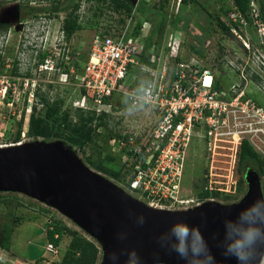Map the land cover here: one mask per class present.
<instances>
[{
    "label": "rangeland",
    "instance_id": "rangeland-1",
    "mask_svg": "<svg viewBox=\"0 0 264 264\" xmlns=\"http://www.w3.org/2000/svg\"><path fill=\"white\" fill-rule=\"evenodd\" d=\"M2 1L3 3L0 4V30L5 28L3 33H0V88H12L15 94L9 102H3L0 97V148L16 144L14 142L19 123L22 125L20 136L22 145L36 141L44 142L42 138H29L27 135L28 119L33 111L32 105L36 103L35 98L38 99L35 95L33 98L29 96L30 101L28 102L27 98L26 103H24L23 94L30 86L26 89H22V87L27 82L31 83V80L37 82L39 87L37 86L36 89L39 90L40 95H47L50 100H63V110L69 106L72 108L77 107L76 100L80 97V89L74 83V75L69 77L67 82H64L62 81L64 78L57 74L47 72L41 75V73H38V65L41 61L40 54L44 53L40 50L45 49L44 41L47 40L55 56H57V53L59 55L63 53L65 59L66 53L69 63L76 62L78 67L82 68L85 65L93 39L96 36L105 34L107 29L109 33L114 34L127 28L130 37L139 38L140 42L146 38L144 41L145 46L152 47L156 52L163 49L167 51L171 46L185 53H190L192 46H196L201 50H209L208 62L211 63L215 59L209 66L213 68L214 65L222 64V67L227 70L221 81L224 90L240 81L239 76L230 70L224 59L235 63V58L240 57L241 60L247 62V68L251 66L258 72V79H253L246 91L264 107V67L262 66L264 64V51L262 49L264 39H260L254 26L248 27L247 33L251 37L246 34L255 42L259 59L248 58L244 56L243 49L242 47L240 49L237 40H233L231 37L223 39L215 23V14H219L220 10L223 9L226 13L229 12L232 7L231 0H133L135 2L132 7L125 5L126 8H130V14L122 10L118 12L111 11L109 8L110 0H107V2L99 0H61L60 6H58L60 8L67 6L68 10L73 5L79 4L78 21L84 28L74 33L70 41L64 42L59 40L61 39L60 36H63L61 23L67 12L55 11L49 13L48 11H42L44 8L56 7L45 1L29 0L26 5L27 0ZM34 11L37 12L36 17L33 16ZM47 14H50V17ZM226 16H223V18ZM138 25L141 26L140 33L135 34L134 29ZM35 34L42 35V40H40L41 38L35 39ZM149 35L150 39L148 40ZM207 40L210 41L209 45H204L203 49L202 42ZM177 44L179 45L176 47ZM256 50L254 51L256 52ZM76 52H78V55ZM13 72H16V75ZM213 72L216 74L217 71L213 69ZM117 101L118 97H115L113 102ZM7 103L12 105L8 106ZM39 109L40 106L36 105L35 114L38 113ZM101 110H108V117L105 121L107 126H102L97 130L92 143L86 145L82 150H79L67 140L63 143L91 170H94L91 163L96 164L99 162L119 170L118 158L114 159L119 154L112 151L109 137L112 134H133L135 138L137 137L142 142H145V140L148 142L156 119H154L153 113L144 109L129 110L117 106L112 111L108 107H101L98 111ZM72 119L76 121L75 116H72ZM51 142H54V140ZM224 146V144L217 143V148L213 147L214 150L211 155L207 154V150L203 151L202 146L200 149L199 144L189 151L183 177V185L186 190L185 196L193 199L197 197L198 189L193 188L194 183L192 181L198 179L194 182H199L201 178L203 179L202 175L207 168V172L216 174H213L215 176L214 180L222 182L224 188L227 189H231L228 188L231 182L244 176V185L237 199L228 202L223 200L214 202L222 205L239 203L248 190V184L245 180L248 171L258 175L264 198V171H260L258 163L252 159L246 160L243 164L244 168L240 171L242 174H240L232 170V167H236L237 163V158L235 159L236 146ZM261 148L264 149L263 144H261ZM257 154L264 162V153L257 151ZM108 155L114 156L112 162L104 159ZM211 167L213 170L209 171ZM100 174L110 183L121 188L128 196L137 200V196L128 192L123 184L108 178L102 173ZM229 194L234 195L233 189ZM49 222L58 225L60 228L63 227L78 232L83 237L93 241L98 246L100 253L97 264L101 263L103 258L101 245L65 215L26 195L0 192L1 250H10L9 246L11 245V253L26 264H35V261L40 258L38 264H58L71 237L62 231L63 234L60 235L61 242L57 248V254L46 253V230ZM0 258L2 259L1 255ZM2 263L10 264L7 261H0V264Z\"/></svg>",
    "mask_w": 264,
    "mask_h": 264
},
{
    "label": "built area",
    "instance_id": "built-area-1",
    "mask_svg": "<svg viewBox=\"0 0 264 264\" xmlns=\"http://www.w3.org/2000/svg\"><path fill=\"white\" fill-rule=\"evenodd\" d=\"M249 10L246 17L230 11L222 20L230 28V37L244 50V56L259 59L255 42L249 38L251 35L247 29L254 26L263 40L264 23L253 0ZM235 23L238 27L233 25ZM145 40L140 42L139 38L130 37L127 28L96 36L80 72L74 65L76 62H68L66 53L64 59L61 54L55 56L53 50L47 51V56L38 65V73L57 74L64 78V82L74 75V83L80 89L76 108L93 110L98 115L108 114V110L98 111L101 107L112 111L117 106L153 113L156 123L148 142H142L133 134L110 140L114 153L120 154L123 150L128 153L122 155V162L132 166V175L125 188L135 194L137 200L151 208L170 211L189 210L204 202L218 201L212 197L202 200L185 196L186 160L189 151L198 144L210 155L217 143L224 144V147L236 146L237 160L244 140L256 153H264L261 148V144L264 146V107L246 91L258 72L251 66L247 68V62L240 57L235 58V63L224 59L240 81L227 90H215V74L209 66L213 60L210 63L207 59L209 50H204L203 56L179 51L174 46L156 52L145 46ZM209 42L207 40L205 45ZM41 51L45 52V49ZM37 86L39 84L32 80L24 84L22 89H29L25 90L23 98L28 93L29 102V96L33 98ZM14 94L12 88H0L3 102H9ZM115 97L118 101L114 103ZM21 143L19 141L16 145ZM207 170L201 178L205 191L229 194L233 189L236 194L237 180L231 182L228 187L231 189H227L222 182L214 180V172ZM232 170L236 171V167ZM45 250L48 254H57V247L52 243H47Z\"/></svg>",
    "mask_w": 264,
    "mask_h": 264
},
{
    "label": "water",
    "instance_id": "water-1",
    "mask_svg": "<svg viewBox=\"0 0 264 264\" xmlns=\"http://www.w3.org/2000/svg\"><path fill=\"white\" fill-rule=\"evenodd\" d=\"M245 180L248 190L237 204L204 202L189 210H158L85 166L62 141L0 148V192L26 195L72 220L101 245L100 264H187L176 250L172 230L178 222L198 228L203 237L205 251L194 264H238L230 254L225 257L227 223L247 228L240 213L253 206V216L264 215L258 175L248 171ZM259 226L258 251L264 254V224ZM192 260L190 245L188 261Z\"/></svg>",
    "mask_w": 264,
    "mask_h": 264
},
{
    "label": "trees",
    "instance_id": "trees-1",
    "mask_svg": "<svg viewBox=\"0 0 264 264\" xmlns=\"http://www.w3.org/2000/svg\"><path fill=\"white\" fill-rule=\"evenodd\" d=\"M25 2V5L28 3ZM36 1H45L50 3L51 5H55L56 7H50V8H44L42 11H48L49 13H53L55 11H65L67 12L64 19L61 23V30L63 35L65 36L66 41H70L74 33L83 30V26L78 21L79 16L77 14V11L79 9V4H75L71 7V9L68 10V7L65 6L64 8H60V1L61 0H36ZM101 2H107V0H99ZM232 1V7L229 9L230 11H234L237 14H242L245 17L249 13L250 8V1L251 0H231ZM256 4H258L259 8V15L260 20L262 23H264V0H253ZM128 5L129 7L133 6L132 0H110L109 1V8L113 12L118 11H124L127 14H130V8H126L125 5ZM59 5V6H58ZM141 11V10H139ZM142 12V11H141ZM228 12V13H229ZM228 13H226L225 10H220V13L215 14V23L217 25V28L220 31V34L222 35L223 39L229 38L231 36L230 28L226 25V23L222 20L223 16H226ZM37 12L34 11L33 16L36 17ZM48 17H50V14H47ZM209 16H211L208 13ZM235 27H238L237 24H233ZM141 26L138 25L134 29L135 34L140 33ZM109 34V30H106L105 35ZM104 35V34H102ZM150 39V35L147 38ZM206 41L202 42V47L204 49ZM149 46H147L148 48ZM264 51V46H263ZM220 50H222L220 48ZM203 51L200 48L196 46H192V50H190V53L196 54L198 56H203ZM47 56L46 53H41V61L43 62V59ZM87 59V58H86ZM215 59L213 60V62ZM76 69H78V72H80V68L77 66V64H74ZM62 66V62L60 64ZM213 69H215L217 72L215 74V90H221L223 89L221 81L223 80L222 76L224 75L225 70L222 67V64H217L213 66ZM69 67H67L66 72L68 73ZM218 73V74H217ZM14 75H16V72H13ZM254 79H258V76H255ZM34 95L37 98H35L36 103L32 105V113L29 116L28 119V129H27V135L29 138H42L45 142H50L52 140L54 141H68L69 143L73 144L75 147H77L79 150H82L86 145L89 143H92L94 140V134L97 132L99 128L102 126H107L106 124V118L108 117L107 113H101L96 114L93 110H84L81 108H72L69 106L67 109L63 110V100L57 99V100H50L47 95H40L39 90L36 89V92ZM28 93H25L24 96V103H26ZM260 105L261 103L258 102ZM36 105L40 106V109L38 110V113L35 114L34 110H36ZM72 116H75L76 121L72 119ZM22 131V125L21 123L18 124V128L16 130V136H15V142L17 143L20 141ZM121 135L119 134H112L109 139L113 138H119ZM65 144V143H64ZM66 145V144H65ZM67 146V145H66ZM128 154L125 152V150L122 151L117 157V160L119 161V170L117 168L110 166H106L102 162L99 163H91V166L94 170H96L99 173H102L103 175H106L108 178H111L115 180L116 182H120L124 186L128 184V178L132 175V166L128 167L126 164L122 162V155ZM109 156V157H108ZM105 156L104 159H107L108 161H113L112 155ZM252 159L258 163V167L260 171H264V162L259 158V155L253 150V148L250 146V144L247 141H242L239 152H238V160H237V166L236 171L240 174H242L240 171L243 167V164L246 160ZM198 180V179H196ZM194 180V181H196ZM192 181L193 188L198 189L197 192V198L198 199H205L208 197L215 198L217 200H223V201H230L237 199L240 195V190L242 186L244 185V176L241 178L239 177L237 179V191L234 195L229 194H222L218 191H205L204 190V184L203 180L201 179L199 182ZM191 183V184H192ZM190 185V184H189ZM48 228L46 232V244L52 243L54 246L58 247L60 244V235L63 234L62 231L67 233L71 237L69 244L67 246V249L63 253L60 261L58 264H97L99 259V248L98 246L91 240H88L87 238L83 237L78 232L69 230L67 228L59 227L58 225H54L51 222L48 223ZM63 228V229H62ZM39 260L35 261V264L39 263Z\"/></svg>",
    "mask_w": 264,
    "mask_h": 264
},
{
    "label": "clouds",
    "instance_id": "clouds-1",
    "mask_svg": "<svg viewBox=\"0 0 264 264\" xmlns=\"http://www.w3.org/2000/svg\"><path fill=\"white\" fill-rule=\"evenodd\" d=\"M60 38L61 39L59 41H66L64 35L60 36ZM44 42V53L52 51V48L48 45L47 40ZM61 56H63V53ZM256 211V207L253 206L247 211L240 213L239 219L249 225L247 228H244L239 223L233 225L232 222H228L226 225L228 229L226 238L229 239V243L225 252V257H229L230 254L236 258L238 264H251V262L256 260H259V264H264V254L258 251L257 245V238L262 235L259 224H264V215L253 216V213ZM172 231L177 241L176 250L180 257L185 259L187 264H194L195 258L199 257L200 254L205 251L203 237L198 228L194 227L190 229L186 223L178 222ZM190 245L193 256L192 261H188ZM207 259L211 260L212 258L211 256H208Z\"/></svg>",
    "mask_w": 264,
    "mask_h": 264
},
{
    "label": "crops",
    "instance_id": "crops-1",
    "mask_svg": "<svg viewBox=\"0 0 264 264\" xmlns=\"http://www.w3.org/2000/svg\"><path fill=\"white\" fill-rule=\"evenodd\" d=\"M9 248H10V250H8V251L0 249L1 250L0 251V255H1L2 259H3L2 260L0 258V261H3V262L7 261V263H10V264H26L24 261H22L18 257L14 256L13 253H11V245L9 246Z\"/></svg>",
    "mask_w": 264,
    "mask_h": 264
},
{
    "label": "flooded vegetation",
    "instance_id": "flooded-vegetation-1",
    "mask_svg": "<svg viewBox=\"0 0 264 264\" xmlns=\"http://www.w3.org/2000/svg\"><path fill=\"white\" fill-rule=\"evenodd\" d=\"M134 2H135V1L132 0V3H133V4H134ZM2 3H3V1L1 0L0 4H2ZM1 28H2V27H1ZM4 28H5V27H4ZM4 28H3V29H4ZM3 29L0 30V33H3ZM35 35H36V34H35ZM41 36H42V35H41ZM41 36H40L39 34H37L34 38H35V39H38V38L40 39ZM40 40H42V38H41Z\"/></svg>",
    "mask_w": 264,
    "mask_h": 264
},
{
    "label": "bare ground",
    "instance_id": "bare-ground-1",
    "mask_svg": "<svg viewBox=\"0 0 264 264\" xmlns=\"http://www.w3.org/2000/svg\"><path fill=\"white\" fill-rule=\"evenodd\" d=\"M209 81V79H206V82H208ZM6 147V146H5Z\"/></svg>",
    "mask_w": 264,
    "mask_h": 264
}]
</instances>
